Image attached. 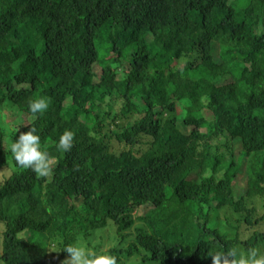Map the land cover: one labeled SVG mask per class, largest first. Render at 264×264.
Masks as SVG:
<instances>
[{
    "label": "trees",
    "instance_id": "trees-1",
    "mask_svg": "<svg viewBox=\"0 0 264 264\" xmlns=\"http://www.w3.org/2000/svg\"><path fill=\"white\" fill-rule=\"evenodd\" d=\"M42 96L37 118L28 101ZM33 125L52 178L9 149ZM65 129L75 144L61 153ZM8 165L4 264H48L51 246L64 260L111 226L103 253L118 264L247 255L264 243V0H0V172Z\"/></svg>",
    "mask_w": 264,
    "mask_h": 264
},
{
    "label": "clouds",
    "instance_id": "clouds-1",
    "mask_svg": "<svg viewBox=\"0 0 264 264\" xmlns=\"http://www.w3.org/2000/svg\"><path fill=\"white\" fill-rule=\"evenodd\" d=\"M28 111L34 117H42L50 107V102L45 97L29 99ZM18 136L10 144L9 149L16 164L29 169L38 177H47L52 173L53 157L41 147V136L36 126H31L27 131H18ZM75 144V133L65 129L59 136L56 148L61 153L72 150ZM68 255L62 264H118L114 255L97 254L81 242L69 244L63 249ZM212 264H264V253L257 249H250L247 255L238 253L232 248L227 252L213 253Z\"/></svg>",
    "mask_w": 264,
    "mask_h": 264
},
{
    "label": "rangeland",
    "instance_id": "rangeland-1",
    "mask_svg": "<svg viewBox=\"0 0 264 264\" xmlns=\"http://www.w3.org/2000/svg\"><path fill=\"white\" fill-rule=\"evenodd\" d=\"M226 81H229L228 78ZM236 158L240 159V155H237ZM55 164L52 163V173L49 175V177H51V178L54 175ZM246 164H247V160H243L241 167L239 168L237 178L235 179L236 182L234 183L235 191H236L237 195H239V196L244 195L246 193V190H247L248 175H247V170H246ZM8 168H9V165L3 169L4 171L6 170L7 172H3V170L0 172V179H2V177L4 179L5 175L9 172ZM150 208H151L150 205H144L143 207L138 208L135 212H137L136 213L137 215H142L147 210H149ZM230 210H231L230 208H225V209H222L221 211H216L215 213L217 214V216L213 217L214 221L216 222V220H218V223H224V221H226L225 215H226V213L228 214L230 212ZM263 211H264V209H263ZM3 228H4V225L0 221V252L2 250L1 234H2ZM246 229H247L246 225L243 224L241 231L244 230L245 237H247L249 235V231H245ZM260 229L264 230V223L261 224ZM223 231H224V229H223ZM26 235H27V231L21 233V236H26ZM114 242H116V232H115V228L111 226L110 228L105 229L103 232L96 233L95 234V240L93 243H89L88 241H85V242L83 241V244L86 245L87 247L91 248L93 251L102 252V250L106 251L107 249H109L110 246L114 244ZM101 244H103V245H101ZM49 249H50V260H49L48 264H62L61 261H63V260L59 259L60 255H61L60 250H58L54 246H51ZM256 249L260 253H264V243L260 244ZM138 262H139V259L134 258V259L130 260L129 262H125L124 264H137ZM0 264H4V262L2 260H0Z\"/></svg>",
    "mask_w": 264,
    "mask_h": 264
}]
</instances>
